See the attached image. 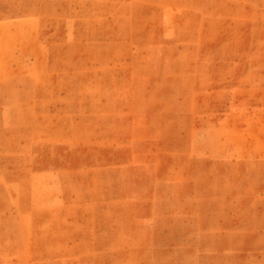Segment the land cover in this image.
Masks as SVG:
<instances>
[{
    "label": "rangeland",
    "instance_id": "374dc122",
    "mask_svg": "<svg viewBox=\"0 0 264 264\" xmlns=\"http://www.w3.org/2000/svg\"><path fill=\"white\" fill-rule=\"evenodd\" d=\"M0 264H264V0H0Z\"/></svg>",
    "mask_w": 264,
    "mask_h": 264
}]
</instances>
